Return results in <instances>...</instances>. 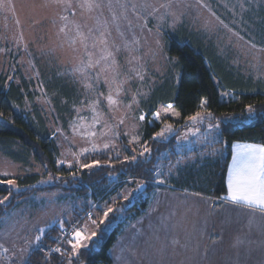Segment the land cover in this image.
I'll use <instances>...</instances> for the list:
<instances>
[{"label":"rangeland","instance_id":"rangeland-1","mask_svg":"<svg viewBox=\"0 0 264 264\" xmlns=\"http://www.w3.org/2000/svg\"><path fill=\"white\" fill-rule=\"evenodd\" d=\"M109 2L113 6L111 10L107 7ZM101 3L102 9L89 12L77 8L75 16L69 14L70 20L85 26V32L97 27V18L101 22L108 21L111 39L121 46L116 56L121 71L118 79L130 77L122 85L119 96L113 86L112 94L118 100L117 105L110 107L101 98L97 105L99 123H94L96 114L90 105L99 93L107 96L109 86L103 79L98 83L95 80L83 81L78 73H73L83 57V49L74 51L65 35L59 32L63 8L53 0H3V7H0V73L16 82L21 77L34 82V103L44 115L57 142L59 160L63 161L60 166L86 169L80 165L90 164L96 155L110 151L125 155L130 150L135 159L151 155V149L141 142L144 120L139 116L146 114L142 102L151 90L176 73L174 60L165 48L166 31L179 27L194 31L212 44L236 71L264 82V0H101ZM122 4L129 6L127 20L121 15ZM133 4L137 6L135 11L131 7ZM145 4L148 7H144ZM112 12L120 17L123 39L112 24ZM125 41L133 49L131 56L137 58L132 65L127 63L129 52L123 47ZM75 48L79 49V44ZM131 68H138L144 79L137 78ZM98 71V68L92 69L89 75L95 76ZM85 83H91L92 89L86 88ZM59 88L69 90L70 100L69 94L62 96ZM159 112L165 119L164 135L156 138L167 140L179 131L172 124L178 113L172 104L161 105ZM197 113L200 116L196 120L187 119L189 126L178 135L175 146L159 154L162 159L158 164L155 185L168 184L173 178H178L181 169L216 154L214 143L220 138V128L210 121L208 111ZM248 115L250 118L254 116L252 111ZM168 125H171L170 130ZM92 131L96 133L94 137L87 135ZM104 144L109 147L104 148ZM145 147L149 151H144ZM84 148L89 151L82 152ZM171 152H177L178 158L172 161ZM33 173L39 175L37 185L50 184L54 180L34 159L18 162L6 156L0 148V181L11 179L14 184L9 186L18 190L22 186L16 177ZM115 186H118L117 180L111 184V189ZM137 186L130 179L110 200L91 201L89 213H93L92 218L97 221L95 225L91 224L88 216L77 218L75 212L83 211L85 205L71 193L34 194L18 200V205L0 220V245L3 246L0 247V264H25L30 252L42 243L44 234L38 244L35 242V237L40 235L39 230L44 229L45 233L56 223L63 222L61 226L66 227L80 220L79 227L86 225L90 237L84 241L83 247L89 246L97 236L99 225L106 220L100 209L105 205L114 209L118 201H131ZM5 197L7 199L0 205L10 201V195H0V199ZM185 208L189 210L184 209V214L177 215L173 221L164 220V214L160 212L154 216L157 221L153 217L145 224L139 223L136 236L130 238L129 264H195V259H191V254L197 250L196 237L190 238L194 232L192 213H189L190 205ZM115 224L116 221L105 222V230L111 231ZM164 230L172 231V237H164L161 233ZM92 232L96 235L91 236ZM111 253L113 256V251ZM216 261H219L218 255L213 263L217 264Z\"/></svg>","mask_w":264,"mask_h":264},{"label":"trees","instance_id":"trees-1","mask_svg":"<svg viewBox=\"0 0 264 264\" xmlns=\"http://www.w3.org/2000/svg\"><path fill=\"white\" fill-rule=\"evenodd\" d=\"M165 39V48L174 60L176 73L153 88L142 102L146 118L141 142L151 149V155L136 159H132L134 155L130 150L125 155L110 151L96 155L95 160L99 164L90 168L60 166L57 142L44 115L34 103V82L25 77L16 82L0 73L1 150L18 162L34 159L54 178L50 184L37 185L38 174L18 176L16 178L22 186L18 190L0 182V195L11 197L8 203L0 205V220L18 205V200L57 191L71 193L83 201L85 209L75 213L77 218L88 216L91 201L110 200L130 179L138 184L134 198L118 201L114 211L99 225L96 238L89 246L80 248L78 254L71 251L66 239L61 243V252L47 257L45 249L59 240L64 228L56 223L46 230L42 243L30 252L25 264H113L112 247L127 225L145 214L155 188L171 186L169 188L173 190L220 199L227 194V170L233 144L264 143V82L236 71L212 44L188 28L166 31ZM59 92L64 97L69 94L70 100L67 88H59ZM28 102L32 105L28 106ZM167 104H172L177 110L178 117L172 124L179 131L162 140L156 138L155 133L162 131L165 119L161 115L160 119H154L153 114L159 112L161 105ZM249 105L254 114L252 118L248 115ZM200 110L208 111L210 121L220 128V138L214 143L216 154L181 169L178 178H173L168 184L155 185L158 164L162 159L159 154L175 146L178 135L189 126L187 119ZM177 155V152H171V160L178 158ZM116 180L118 186L111 189ZM141 184H146L142 193L139 192ZM112 221L116 224L108 232L105 222Z\"/></svg>","mask_w":264,"mask_h":264},{"label":"snow or ice","instance_id":"snow-or-ice-1","mask_svg":"<svg viewBox=\"0 0 264 264\" xmlns=\"http://www.w3.org/2000/svg\"><path fill=\"white\" fill-rule=\"evenodd\" d=\"M54 3L60 5L63 8L64 14L60 16V20L63 21L59 28V32L63 33L68 39L70 45L73 46L74 51H79L83 49V57L80 58L79 63L74 67L73 73L79 74L83 78V81L95 80L97 83L103 79L104 83L109 86V93L105 96L103 93H99L98 97L92 102L91 109L94 116V123H99V113H97V105L101 103V98L106 100L108 105L111 107L118 104V100L113 96V86H115L116 95L119 96L122 91V85L127 82V77L124 80H119L121 76L120 66L116 59L117 54L121 50V46L116 44L115 40L111 39V30L108 26V21L105 19L103 22L97 18V27L93 30L89 28L87 32L84 31V25L70 20L69 14L75 16L77 8L86 9L89 12L94 11L95 9H102L103 5L101 0H53ZM162 7H167V5H161ZM0 7H3V0H0ZM107 7L111 10L112 3L109 2ZM120 7L123 9L121 15L125 20H127V10L128 5L122 4ZM132 10L135 11L136 5H131ZM148 7V5H144ZM119 19L115 12H112V24L115 26L117 33L123 39L124 33L120 31ZM135 43V41H134ZM79 44L80 48L77 49L75 46ZM123 47L129 52V57L127 58V63L132 65L133 60L137 59L134 56H131L133 51L131 45L125 41ZM99 69L95 73V76H90L89 72L92 69ZM130 71L135 72V75L140 80H143L144 77L141 74V71L138 68H131ZM82 81V82H83ZM85 87L92 89L93 85L91 83H85ZM206 103V101H204ZM171 107V105H169ZM252 111L251 105H249V112ZM154 119H160V113L156 112L153 114ZM200 116L197 113L195 116H190L188 119L196 120ZM146 114H141L139 116L140 120H145ZM123 123V121H120ZM218 127V125H217ZM169 130L171 125H168ZM73 130H76V126H73ZM89 136H95L94 131L87 133ZM164 135L163 130L155 133V137H162ZM154 137V138H155ZM108 144H104V148H108ZM237 151L232 157V164L228 171L227 176V194L220 199L224 201H230L233 204L247 207L249 209H258L261 212H264V145H255V144H237L235 145ZM95 149V146H93ZM87 148L82 149V152H88ZM144 151H149L146 147ZM143 154V153H142ZM135 159V156L132 157ZM63 163V161H60ZM99 161H92L90 164H81L82 168H90L94 165H98ZM71 167V165H69ZM7 175V174H5ZM6 182L9 185L14 184V181L9 179ZM161 183L164 181L161 180ZM127 199V196L123 197ZM7 197L0 199V203H3ZM103 213V219H107L109 213L113 212L114 209L105 205L100 209ZM93 213L88 214V220L91 221V224H96V219L92 218ZM103 222V220H101ZM63 222H61V225ZM44 229H40V235L35 237V242L38 244L41 241L42 235L44 234ZM63 231V228H62ZM67 234V233H66ZM96 233L92 232L91 236H95ZM89 235L86 232L85 227H74L71 232V239H67V244L71 246V251L78 254L79 248L84 246V241L89 239ZM56 242H59L57 239ZM0 247H3L0 245ZM5 252L8 249H4ZM23 251V250H21ZM51 251L61 252L59 247L52 249Z\"/></svg>","mask_w":264,"mask_h":264},{"label":"crops","instance_id":"crops-1","mask_svg":"<svg viewBox=\"0 0 264 264\" xmlns=\"http://www.w3.org/2000/svg\"><path fill=\"white\" fill-rule=\"evenodd\" d=\"M237 144L264 145L257 142H235L227 176ZM169 187L155 188L145 214L127 225L111 249L113 264H129V249L132 245L130 238L136 236L139 223L145 224L160 212L164 214V220L173 221L177 215L184 214V209L189 210L185 208L187 205H190L194 231L190 238L196 237L197 250L191 254L195 264H215L213 261L216 255L219 258L217 264H264V212ZM153 220L157 221V218ZM161 233L166 238L172 237L170 230Z\"/></svg>","mask_w":264,"mask_h":264},{"label":"built area","instance_id":"built-area-1","mask_svg":"<svg viewBox=\"0 0 264 264\" xmlns=\"http://www.w3.org/2000/svg\"><path fill=\"white\" fill-rule=\"evenodd\" d=\"M88 214L89 213H87V215ZM85 216H83V217H85ZM79 221L80 220L75 221L73 224H71V225L66 226V227L63 228V231L61 233V237L59 238V242H56V243L52 244L51 246H49L47 249H45V252H46L47 257H50L53 254L57 253L55 251H51L52 249H55L57 247H59L61 249V243L63 241H65L66 239H68V238L71 239V232H72V230H73L74 227H79Z\"/></svg>","mask_w":264,"mask_h":264},{"label":"water","instance_id":"water-1","mask_svg":"<svg viewBox=\"0 0 264 264\" xmlns=\"http://www.w3.org/2000/svg\"><path fill=\"white\" fill-rule=\"evenodd\" d=\"M146 189V184H141L139 187V192L142 193Z\"/></svg>","mask_w":264,"mask_h":264}]
</instances>
